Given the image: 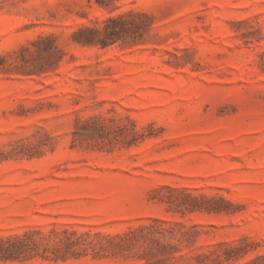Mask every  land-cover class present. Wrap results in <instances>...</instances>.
<instances>
[{"label": "rangeland", "instance_id": "374dc122", "mask_svg": "<svg viewBox=\"0 0 264 264\" xmlns=\"http://www.w3.org/2000/svg\"><path fill=\"white\" fill-rule=\"evenodd\" d=\"M0 264H264V0H0Z\"/></svg>", "mask_w": 264, "mask_h": 264}]
</instances>
